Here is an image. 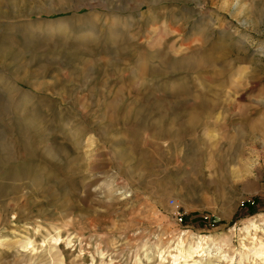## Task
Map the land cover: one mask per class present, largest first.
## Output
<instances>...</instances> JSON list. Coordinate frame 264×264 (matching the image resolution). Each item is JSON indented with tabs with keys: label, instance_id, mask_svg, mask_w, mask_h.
<instances>
[{
	"label": "rangeland",
	"instance_id": "obj_1",
	"mask_svg": "<svg viewBox=\"0 0 264 264\" xmlns=\"http://www.w3.org/2000/svg\"><path fill=\"white\" fill-rule=\"evenodd\" d=\"M262 247L264 0H0V264Z\"/></svg>",
	"mask_w": 264,
	"mask_h": 264
},
{
	"label": "bare ground",
	"instance_id": "obj_2",
	"mask_svg": "<svg viewBox=\"0 0 264 264\" xmlns=\"http://www.w3.org/2000/svg\"><path fill=\"white\" fill-rule=\"evenodd\" d=\"M28 172V171H27ZM27 172H24V173H27ZM15 176V175H14ZM186 253V252H185ZM258 255H264V247H262L261 249H259V251H258V253H257ZM183 257H184V254L183 253H180L179 255H177L175 258H176V261L178 260H181V259H183ZM187 257V256H186ZM189 257V256H188Z\"/></svg>",
	"mask_w": 264,
	"mask_h": 264
},
{
	"label": "built area",
	"instance_id": "obj_3",
	"mask_svg": "<svg viewBox=\"0 0 264 264\" xmlns=\"http://www.w3.org/2000/svg\"><path fill=\"white\" fill-rule=\"evenodd\" d=\"M177 223H183V216L179 214V216L177 217Z\"/></svg>",
	"mask_w": 264,
	"mask_h": 264
}]
</instances>
